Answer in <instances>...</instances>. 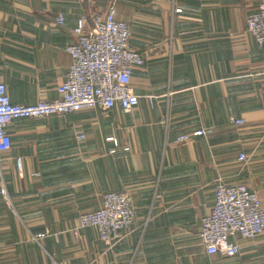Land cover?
I'll list each match as a JSON object with an SVG mask.
<instances>
[{
  "label": "crops",
  "instance_id": "crops-1",
  "mask_svg": "<svg viewBox=\"0 0 264 264\" xmlns=\"http://www.w3.org/2000/svg\"><path fill=\"white\" fill-rule=\"evenodd\" d=\"M261 1L0 0V80L14 103L58 97L79 18L113 2L145 55L133 109L11 124L0 155V264H264V232L239 238L235 256L207 255L199 237L218 173L264 206V44L246 26ZM112 191L132 195V227L111 247L94 227L77 235L78 216Z\"/></svg>",
  "mask_w": 264,
  "mask_h": 264
},
{
  "label": "built area",
  "instance_id": "built-area-1",
  "mask_svg": "<svg viewBox=\"0 0 264 264\" xmlns=\"http://www.w3.org/2000/svg\"><path fill=\"white\" fill-rule=\"evenodd\" d=\"M175 11L183 10L175 8ZM57 22L64 23L65 16L60 14ZM246 26L256 41L264 44V0L249 14ZM73 33L75 39L66 46L71 64L57 87V98L40 99L28 105L14 103L7 85L0 80V155L12 146L9 128L16 119L42 118L96 107L109 111L120 106L129 111L139 104L132 77L134 68L144 64L145 55L130 45V26L117 19L114 2L103 12L83 14ZM235 123L243 125L245 120L240 118ZM78 137L83 138L84 134ZM184 139L187 136L178 140ZM247 157L244 152L239 155L240 160ZM17 161L20 166L21 159ZM214 184V202L201 219L199 237L207 255L235 256L240 251L239 238L252 240L264 232L263 199L243 183H228L220 173L214 178ZM1 194L7 203L11 202L5 184ZM136 218L130 193L107 192L98 209L78 216L74 231L78 235L82 229L94 227L98 237L111 247L121 240L122 232L130 229ZM45 235L33 237L40 240ZM50 264L58 263L52 257Z\"/></svg>",
  "mask_w": 264,
  "mask_h": 264
},
{
  "label": "rangeland",
  "instance_id": "rangeland-1",
  "mask_svg": "<svg viewBox=\"0 0 264 264\" xmlns=\"http://www.w3.org/2000/svg\"><path fill=\"white\" fill-rule=\"evenodd\" d=\"M106 10H107V9H106ZM101 12H103V11H101ZM252 12H253V11H252ZM97 13H99V12H97ZM88 25H89V24H88ZM245 123H246V121H245ZM245 123H244V124H245ZM244 124H243V125H244ZM246 155H247V154H246ZM247 156H248V155H247ZM211 207H212V206H211ZM211 207H210V209H211ZM209 211H210V210H209ZM209 211H208V212H209ZM208 212H207V213H208ZM204 216H205V215H204ZM201 225H202V224H201Z\"/></svg>",
  "mask_w": 264,
  "mask_h": 264
}]
</instances>
